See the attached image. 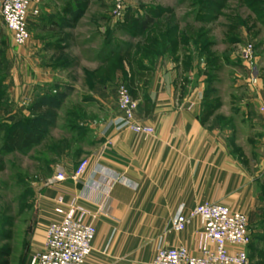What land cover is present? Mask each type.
I'll return each instance as SVG.
<instances>
[{"label": "crops", "instance_id": "crops-1", "mask_svg": "<svg viewBox=\"0 0 264 264\" xmlns=\"http://www.w3.org/2000/svg\"><path fill=\"white\" fill-rule=\"evenodd\" d=\"M124 1L132 10L167 12L135 34L125 18L112 17L110 0H35L26 19L31 39L16 53L0 4V149L8 134L21 135V152L5 155L23 158L33 199L18 215L28 220L24 253L8 247L4 264H28L44 250L47 227L63 219L57 209L73 206L97 229L87 264H154L160 250L178 247L198 257L203 222L194 218L182 233L171 224L205 202L247 217L245 252L251 264H264V160L255 165L244 151L264 152V0H228L209 21L201 0H180L181 17L161 0ZM232 22L234 36L219 41L229 50L218 52L212 29L228 31ZM247 44L254 63L243 86L232 50ZM225 69L234 94L208 99ZM123 81L138 103L137 121L154 135L121 127ZM243 87L250 98L240 100ZM84 160L85 173L74 179ZM61 173L66 180L57 182Z\"/></svg>", "mask_w": 264, "mask_h": 264}, {"label": "built area", "instance_id": "built-area-1", "mask_svg": "<svg viewBox=\"0 0 264 264\" xmlns=\"http://www.w3.org/2000/svg\"><path fill=\"white\" fill-rule=\"evenodd\" d=\"M34 1L0 0L2 18L17 47H22L31 39L26 19ZM125 13V1L113 0L112 17L120 21ZM241 58L249 67L253 66V45L247 44L242 49ZM253 82L256 83V80ZM117 95L118 109L123 115L121 127L146 137L154 135L153 128L137 121L138 103L125 84H119ZM259 112L264 122V105L259 108ZM87 167L88 161H82L74 173V179L80 178ZM55 179L63 182L66 177L61 173ZM59 202L62 204V200ZM57 213L63 219L47 227L44 250L31 255L28 264H87L97 235L96 227L85 222L86 213L74 206L66 213L59 208ZM194 218H199L204 224L198 237L202 254L193 256L185 247L163 249L157 253L154 264H251L245 252V248L251 244L249 221L243 213L221 204L205 202L197 205L189 216H176L171 231L184 232ZM206 242L214 248H205Z\"/></svg>", "mask_w": 264, "mask_h": 264}, {"label": "rangeland", "instance_id": "rangeland-1", "mask_svg": "<svg viewBox=\"0 0 264 264\" xmlns=\"http://www.w3.org/2000/svg\"><path fill=\"white\" fill-rule=\"evenodd\" d=\"M101 1L105 3L109 0ZM146 1L151 2V0ZM159 1L152 0V2L156 3ZM110 2H112L113 4V0H110ZM159 4L176 5L178 9V15L179 17H181L180 0H161ZM222 21L226 20L222 19ZM212 30L213 31L211 35L213 34L216 38L217 51L225 53L227 50H229V45L219 43V41L225 36V34H229L228 31L223 26H215ZM231 33L232 36H234V32ZM18 49H20V47H14L15 53ZM232 51V53L236 57V62L238 64L237 79L241 83V85L246 86V81L247 79H249L247 78L246 73V69L248 68V66L241 58L242 49L238 48ZM219 77L222 79L220 89H214V92L212 91L213 93H211L207 98L216 101L229 100L230 96L234 94L233 91L230 92L229 88L230 83H233L231 80L229 69H225V71L221 73ZM237 95L238 99L240 100L250 98V95L247 94V91L244 87L238 89ZM241 142V144L244 145V141L242 140ZM247 148L248 149L244 151L247 152L249 156L251 155L253 164H259L262 162V160H264V152L261 149L253 150L250 146H248ZM243 156H245V154H243ZM24 170L25 168L23 164V158L20 154L5 155L0 153V250L5 251V249L7 250L8 247H12L15 255L18 256H21V254L24 253L22 251L21 241L23 239L25 225L28 222L25 217H19L18 215L26 209V203L33 200L31 194L29 193L28 185L23 179V173L25 172ZM254 174H257L256 170L254 171ZM5 235L10 238V242H7V238L5 237ZM4 254L6 253L4 252ZM4 254L0 256V264L5 263L6 258Z\"/></svg>", "mask_w": 264, "mask_h": 264}, {"label": "trees", "instance_id": "trees-1", "mask_svg": "<svg viewBox=\"0 0 264 264\" xmlns=\"http://www.w3.org/2000/svg\"><path fill=\"white\" fill-rule=\"evenodd\" d=\"M228 0H201V2L205 3L206 9H207V20H213L214 16L216 17L218 15V13H214L213 9H218L219 7H223L226 2ZM144 12V15H141V12ZM170 12H172V10H169ZM146 12V13H145ZM167 12L166 9L164 8H160L158 11L156 10H144V6L141 8V10L137 9V10H132L130 8H128L126 6V13H125V21L126 24H128V26H132V29L134 31V33H140V34H144L146 32L149 31L150 27L152 26V24H154V21L156 20V18H159L161 16H163V14H165ZM239 18V17H238ZM240 20V19H239ZM237 28V24L236 22H232L231 26L228 28V33L229 31L231 32H235ZM208 34V33H207ZM166 36V35H163ZM164 39V38H163ZM147 41H150L149 37L147 39ZM153 41V40H151ZM153 43H157V47L158 49H162L164 47L165 41L164 43H160L159 41H153ZM159 43V44H158ZM211 44L210 43H206L204 45L205 50L207 53H209V48H210ZM148 48V47H146ZM123 60H121L120 62H122ZM208 65L212 64V61H207ZM123 84H125L127 86V88H129V91L132 95V92L130 90V87L127 83V81H123ZM8 138L5 139L4 142V146L0 149V153L1 154H6V153H12V152H21L22 150V137L21 135H19V133H11L8 134ZM30 193V191H29ZM5 237L8 239L9 237H7L5 235ZM5 251H1L0 250V256H2V254H4Z\"/></svg>", "mask_w": 264, "mask_h": 264}]
</instances>
